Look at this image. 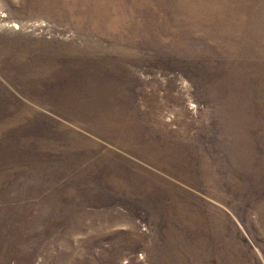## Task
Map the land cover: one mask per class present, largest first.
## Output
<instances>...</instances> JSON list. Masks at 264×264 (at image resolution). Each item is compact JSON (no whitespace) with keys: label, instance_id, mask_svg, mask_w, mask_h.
Masks as SVG:
<instances>
[{"label":"rangeland","instance_id":"obj_1","mask_svg":"<svg viewBox=\"0 0 264 264\" xmlns=\"http://www.w3.org/2000/svg\"><path fill=\"white\" fill-rule=\"evenodd\" d=\"M0 264H264V0H0Z\"/></svg>","mask_w":264,"mask_h":264}]
</instances>
